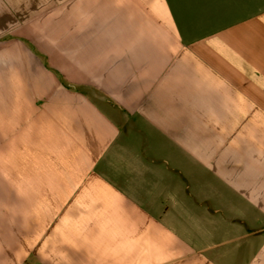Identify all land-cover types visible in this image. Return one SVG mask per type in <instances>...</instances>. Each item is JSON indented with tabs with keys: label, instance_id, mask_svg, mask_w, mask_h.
Instances as JSON below:
<instances>
[{
	"label": "crops",
	"instance_id": "0c3cea01",
	"mask_svg": "<svg viewBox=\"0 0 264 264\" xmlns=\"http://www.w3.org/2000/svg\"><path fill=\"white\" fill-rule=\"evenodd\" d=\"M239 256L264 264V0H0V264Z\"/></svg>",
	"mask_w": 264,
	"mask_h": 264
},
{
	"label": "rangeland",
	"instance_id": "374dc122",
	"mask_svg": "<svg viewBox=\"0 0 264 264\" xmlns=\"http://www.w3.org/2000/svg\"><path fill=\"white\" fill-rule=\"evenodd\" d=\"M221 238H222V236H221ZM241 242H243V238L239 237V238L236 240V244L240 245ZM239 253H241V251H239ZM243 261H244V260H241V257L239 256V257H237V259H235V264H238L239 262H240L239 264H246V263H243Z\"/></svg>",
	"mask_w": 264,
	"mask_h": 264
}]
</instances>
